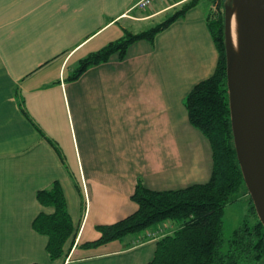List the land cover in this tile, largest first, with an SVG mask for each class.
Segmentation results:
<instances>
[{
    "label": "crops",
    "instance_id": "0c3cea01",
    "mask_svg": "<svg viewBox=\"0 0 264 264\" xmlns=\"http://www.w3.org/2000/svg\"><path fill=\"white\" fill-rule=\"evenodd\" d=\"M137 1L0 0V264H148L158 238L82 245L99 238L97 225L137 209L131 196L139 180L156 191L209 181L211 144L185 106L219 60L203 7L153 43L132 44L124 60L114 55L68 80L79 60L181 3L161 0L140 14ZM55 182L76 234L66 256L51 260L33 222L53 212L37 193Z\"/></svg>",
    "mask_w": 264,
    "mask_h": 264
},
{
    "label": "trees",
    "instance_id": "16d2710c",
    "mask_svg": "<svg viewBox=\"0 0 264 264\" xmlns=\"http://www.w3.org/2000/svg\"><path fill=\"white\" fill-rule=\"evenodd\" d=\"M202 1L185 0L173 15L169 13L165 20L152 28L139 33L127 31L120 39L79 60L68 80H78L88 69L108 62L114 55L124 60L135 42L146 40L153 43L157 34L199 7ZM207 2V25L219 52L218 65L211 77L191 89L185 106L190 124L199 129L211 144L213 168L209 181L175 190L156 191L139 180L131 196L137 209L114 223L97 225L99 238L85 243L83 248L98 247L128 236L138 237L129 246L158 237L154 257L148 264H264V225L243 177L231 124L225 47L227 0ZM242 197L249 198L248 216L227 240L224 209ZM37 199L44 208H53V212H41L35 218L33 228L47 236L49 258L61 259L66 256L67 242L76 234L64 191L55 182L50 189L39 191ZM168 221L177 226L173 232H151V229H157Z\"/></svg>",
    "mask_w": 264,
    "mask_h": 264
},
{
    "label": "water",
    "instance_id": "95a60500",
    "mask_svg": "<svg viewBox=\"0 0 264 264\" xmlns=\"http://www.w3.org/2000/svg\"><path fill=\"white\" fill-rule=\"evenodd\" d=\"M237 24V44L232 21ZM225 47L231 124L238 161L264 225V0H227Z\"/></svg>",
    "mask_w": 264,
    "mask_h": 264
},
{
    "label": "rangeland",
    "instance_id": "374dc122",
    "mask_svg": "<svg viewBox=\"0 0 264 264\" xmlns=\"http://www.w3.org/2000/svg\"><path fill=\"white\" fill-rule=\"evenodd\" d=\"M140 0L137 1L136 4H138ZM158 1L161 0H154V2L148 6L145 10H143L140 6L137 7V11L136 13H143V11H147L150 8H153L154 4L157 3ZM164 1V0H163ZM167 1V0H165ZM185 0H181V3L176 4L175 6H170L166 11L163 12V14H160V16L158 18H156V20H146L144 22L147 21H151L147 24H149V26H147L145 29L148 30L150 28H152L153 26L157 25L158 23H160L161 21L165 20V18L168 16V14L171 16L173 15L176 11L177 8L180 7V5L184 2ZM208 0H203L202 3H200V7L204 8L206 11H209V5H208ZM134 13V15L136 14ZM140 14H137V16H140ZM149 17V16H148ZM151 17V16H150ZM147 18V17H146ZM144 18V19H146ZM131 20H129L130 22ZM131 26V22L129 23ZM134 28L137 27L135 24L133 26ZM249 208H250V202H249V198L248 197H242L240 198L237 202L228 205L223 212V224H224V234L227 240H229V238L231 237L233 231L238 228L243 220L248 216L249 213ZM252 221L253 218H251ZM227 250V247H226Z\"/></svg>",
    "mask_w": 264,
    "mask_h": 264
},
{
    "label": "bare ground",
    "instance_id": "6f19581e",
    "mask_svg": "<svg viewBox=\"0 0 264 264\" xmlns=\"http://www.w3.org/2000/svg\"><path fill=\"white\" fill-rule=\"evenodd\" d=\"M237 24H236V21L235 19L232 21V39H233V42L234 44L236 45L237 44Z\"/></svg>",
    "mask_w": 264,
    "mask_h": 264
},
{
    "label": "built area",
    "instance_id": "2783aa9c",
    "mask_svg": "<svg viewBox=\"0 0 264 264\" xmlns=\"http://www.w3.org/2000/svg\"><path fill=\"white\" fill-rule=\"evenodd\" d=\"M154 2V0H140L137 4V6H140L145 8V7H148L150 6L152 3Z\"/></svg>",
    "mask_w": 264,
    "mask_h": 264
}]
</instances>
